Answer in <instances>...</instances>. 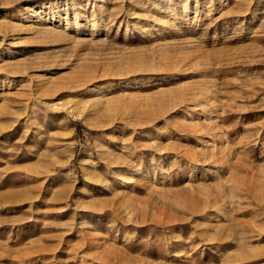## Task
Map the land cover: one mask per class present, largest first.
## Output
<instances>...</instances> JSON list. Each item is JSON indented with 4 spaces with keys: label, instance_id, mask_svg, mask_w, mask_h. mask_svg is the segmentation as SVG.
Here are the masks:
<instances>
[{
    "label": "rangeland",
    "instance_id": "1",
    "mask_svg": "<svg viewBox=\"0 0 264 264\" xmlns=\"http://www.w3.org/2000/svg\"><path fill=\"white\" fill-rule=\"evenodd\" d=\"M0 264H264V0H0Z\"/></svg>",
    "mask_w": 264,
    "mask_h": 264
},
{
    "label": "bare ground",
    "instance_id": "2",
    "mask_svg": "<svg viewBox=\"0 0 264 264\" xmlns=\"http://www.w3.org/2000/svg\"><path fill=\"white\" fill-rule=\"evenodd\" d=\"M184 6V5H183ZM187 9V7L185 6L184 8H183V10L185 11ZM77 15L76 14H74V18L76 17ZM66 19H67V17H66Z\"/></svg>",
    "mask_w": 264,
    "mask_h": 264
}]
</instances>
